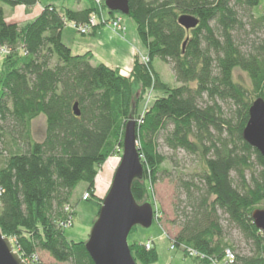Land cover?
<instances>
[{
    "label": "trees",
    "instance_id": "obj_1",
    "mask_svg": "<svg viewBox=\"0 0 264 264\" xmlns=\"http://www.w3.org/2000/svg\"><path fill=\"white\" fill-rule=\"evenodd\" d=\"M39 1L0 0V231L15 252L23 261L42 251L57 263L94 264L87 242L65 236L63 225L75 215L66 207L84 183L99 206L97 221L103 199L96 179L109 158L121 156L134 110L143 177L132 193L138 204L153 206L154 220L151 189L167 161L158 139L164 135L172 151L202 164L190 180L178 181L185 206L176 209L173 249L195 252L203 264H228V252L233 264H264V236L252 219L264 209V159L243 139L252 103L264 99V41H242L245 20L252 32L264 33V0H128V17L147 50V63L137 57L128 76L94 66L91 52L75 55L62 40L70 23L106 11L103 1L66 0L85 8L48 5L32 21L7 22L2 4L30 9ZM182 16L197 18L198 27L186 30ZM157 59L171 66L179 87L153 76ZM237 70L248 76L249 88L236 80ZM135 86L142 89L138 96ZM152 88L160 95L140 113ZM219 101L230 105L231 115ZM40 116L46 134L37 142L32 123ZM223 222L241 234L250 254L238 253ZM147 243H129L136 264L158 260Z\"/></svg>",
    "mask_w": 264,
    "mask_h": 264
},
{
    "label": "rangeland",
    "instance_id": "obj_2",
    "mask_svg": "<svg viewBox=\"0 0 264 264\" xmlns=\"http://www.w3.org/2000/svg\"><path fill=\"white\" fill-rule=\"evenodd\" d=\"M98 1L100 2V0ZM50 4L56 6L58 9L68 6V4H70L72 6L70 8H73L74 10H76L77 7H82V5L85 8V3L83 2L70 3L69 1L64 0H40L37 5L40 7H46ZM2 7L4 8L5 17L8 23H22L23 14H25L24 11H29V9L24 6L12 8L2 4ZM121 16L123 21L118 26L106 24L101 27L108 28L114 33L121 35L123 38L126 36V27L133 29L139 42L137 47V56L140 60L147 63V50L139 37L134 21L128 16ZM245 22L247 23V30L243 33L242 41L246 43L254 40L264 41V33L258 31L255 33L252 32L247 20H245ZM63 32L67 40L70 42H80L82 39L88 38L93 33L91 32L87 35H82V33H80L79 30L71 23L66 26ZM153 72V76H158L167 86L171 88H177L180 86V84L176 81L171 66L161 60L157 59L154 61ZM235 77L236 80L245 87L249 88L251 86L250 80L245 73L237 70L235 72ZM154 79L155 78H153V80ZM134 90L137 92L136 95L138 96L142 89L140 86H135ZM158 95H160L159 92L155 90L153 91V88L150 89L146 94L145 99L139 104V112L142 113L145 107L150 105L153 102V98ZM219 105L223 108L225 115H231L230 105L228 103L219 101ZM45 134L46 119L44 116H40L32 123V137L35 141L42 142L45 139ZM158 145V152L164 156L167 161L163 165V169L166 172H163L159 176V181L151 189L152 200L156 206L157 214L153 225L149 229L138 227L137 230L129 235L128 243H150L151 247H154L158 252V260L154 264H203V262L198 260L196 257L190 255L187 256L183 250L178 248L173 249L172 242L170 240L171 238L173 239L180 231L179 225L176 223L178 219L176 209L177 207L183 209L185 206V194L178 187V181L180 179L186 181L190 180L195 173L200 171L202 164L197 157L191 156L184 151H177L176 153L172 151L167 146L164 135L158 139ZM122 154L121 156L116 154L109 158L99 171L96 179V189L98 190L97 196L101 199L105 198L108 190L110 189L115 171L120 164ZM86 190L87 185L84 183L80 184L75 190L71 201V211H73V213L75 212V215L72 219L71 225L67 228L63 227L66 238L75 242H87L89 240V236L93 228V222L97 218L99 210V206H97L92 200L90 201L89 198L85 199V195L87 194ZM223 224L225 226V232L228 240L235 244L238 249V253L245 255L250 254L251 246L243 240L241 234L237 230L230 228L226 222H223ZM24 262L26 264H62L55 262V260H53L48 253L42 251L37 253L35 260L30 259Z\"/></svg>",
    "mask_w": 264,
    "mask_h": 264
},
{
    "label": "water",
    "instance_id": "obj_3",
    "mask_svg": "<svg viewBox=\"0 0 264 264\" xmlns=\"http://www.w3.org/2000/svg\"><path fill=\"white\" fill-rule=\"evenodd\" d=\"M103 2L109 15L129 16L130 14L128 0ZM179 23L189 31L198 27L199 20L182 16ZM73 111L76 117L80 116L78 104H75ZM243 139L264 159V99L262 98L256 99L249 109V120L243 131ZM122 151L120 164L86 243V250L94 264H136L129 248L128 237L133 228L149 229L154 223L153 206L150 203L138 204L132 193L134 181L143 177L134 110L125 128ZM252 219L264 236V209L255 210ZM0 264H26L15 252L12 242L3 236L1 231Z\"/></svg>",
    "mask_w": 264,
    "mask_h": 264
},
{
    "label": "crops",
    "instance_id": "obj_4",
    "mask_svg": "<svg viewBox=\"0 0 264 264\" xmlns=\"http://www.w3.org/2000/svg\"><path fill=\"white\" fill-rule=\"evenodd\" d=\"M44 8V6L40 7L37 5L30 8L29 11H24L22 23L34 20ZM83 8L84 6L82 5V7H77L76 10ZM126 28V36L124 38L108 28L98 27L88 38L82 39L80 42H70L64 32L62 33V40L75 55L91 52L94 55L92 62L94 66L105 64L113 69H119L122 74L128 76L138 57L137 47L139 42L135 31L129 27ZM97 194L98 190L96 189Z\"/></svg>",
    "mask_w": 264,
    "mask_h": 264
},
{
    "label": "built area",
    "instance_id": "obj_5",
    "mask_svg": "<svg viewBox=\"0 0 264 264\" xmlns=\"http://www.w3.org/2000/svg\"><path fill=\"white\" fill-rule=\"evenodd\" d=\"M122 21H123V18L121 16V14L120 15L119 14L109 15L107 10L106 11L100 10V12H98V13L97 12L93 13L90 16L88 22L85 24H81V25H78L76 23H71V24L73 26H75V28H77L79 30V32L82 33V35H87V34L93 32L98 27L104 26L106 24L118 26L119 24L122 23ZM9 52H10V50H4L3 51V53H9ZM87 198H89L88 194L85 195V199H87ZM71 210L72 209L70 207H66L67 212L70 213ZM70 225H71V221H69L68 223L63 225V227L67 228ZM146 248H147V250H150L151 244L147 243ZM189 255L198 258V255L195 252H190ZM35 257H33L32 259L35 260ZM233 260H234L233 255L230 252H228L227 253L228 264H233Z\"/></svg>",
    "mask_w": 264,
    "mask_h": 264
}]
</instances>
